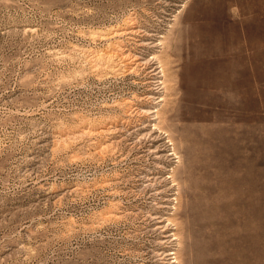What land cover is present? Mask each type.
Returning a JSON list of instances; mask_svg holds the SVG:
<instances>
[{
  "label": "rangeland",
  "instance_id": "1",
  "mask_svg": "<svg viewBox=\"0 0 264 264\" xmlns=\"http://www.w3.org/2000/svg\"><path fill=\"white\" fill-rule=\"evenodd\" d=\"M176 226L172 264H264V0H0V264H167Z\"/></svg>",
  "mask_w": 264,
  "mask_h": 264
},
{
  "label": "bare ground",
  "instance_id": "2",
  "mask_svg": "<svg viewBox=\"0 0 264 264\" xmlns=\"http://www.w3.org/2000/svg\"><path fill=\"white\" fill-rule=\"evenodd\" d=\"M145 44V43H144ZM153 57H155V55L153 56ZM157 59H159L157 56H156V60ZM153 60V59H152ZM147 62H148V60H147ZM159 62H160V60H159ZM158 62V63H159ZM150 64H152L151 62H150ZM160 64V69L162 70V76H163V79H161V78H159V79H155V81H157V82H159V83H161V84H163V86H161V88H166V72H165V68L163 67V65L161 64V63H159ZM154 65V64H153ZM158 66V65H157ZM156 66V67H157ZM153 67V66H152ZM164 74V75H163ZM157 78V77H156ZM154 86V85H153ZM165 91V90H164ZM160 101H164V97L163 96H161V98H160ZM150 109V108H149ZM148 109V110H149ZM152 109V110H151ZM150 110L152 111L151 113H153V125H154V127H156L158 130H161V129H165L164 128V126H163V124H162V119L164 118V113H162V111H161V109L160 108H157L156 110L155 109H153V108H151ZM147 110V109H146ZM144 112H146V111H144ZM147 112H149V111H147ZM151 116H152V114H151ZM154 129V128H153ZM152 129V130H153ZM156 129V130H157ZM151 130V131H152ZM150 131V130H149ZM151 133V132H150ZM153 133V132H152ZM164 133H166V135H167V137L169 138L168 140H169V142H170V144H171V146H172V148H171V150H172V152H171V154H175V157H178V151H177V147H176V144H175V139H174V137L168 132V130H165V132ZM150 136V135H149ZM165 148V147H164ZM165 149H167V148H165ZM164 157V156H163ZM157 158L159 159V158H162V156L160 155V156H157ZM171 167V166H170ZM168 169V168H167ZM171 178V182H173L172 184V186H170V189L169 190H174L175 189V186H178L179 184V182H178V176H177V172L174 170V167H173V170H171L170 171V173H169V175H168V178ZM159 178V177H158ZM155 179V178H154ZM164 180L165 181H168V179H167V177H165L164 178ZM168 183V182H167ZM159 190V189H158ZM176 190V189H175ZM156 192V191H155ZM164 192V191H163ZM180 191H177V192H173L172 194L174 195V196H176L175 198H172V199H176V200H178L179 198V195H180V193H179ZM158 195V194H157ZM172 199L171 198H169L168 199V203H172ZM174 208V207H173ZM176 208V207H175ZM172 209V208H171ZM155 216V215H154ZM164 218H166L165 216H164ZM165 220V219H164ZM163 220V221H164ZM166 220L168 221V223L166 222V223H164L163 224V228L165 229V228H167L170 224L172 225V227H173V225H176V222H175V220L173 219H171L170 217H167L166 218ZM170 222V223H169ZM169 224V225H168ZM161 226V225H160ZM160 226H159V228H160ZM169 228H171V227H169ZM173 229V228H172ZM171 229V230H172ZM174 229L175 230H172V232L170 233V234H168V235H165V237H167L166 239V241L165 242H170V243H172V245H173V247L172 248H170L171 250H170V252H168L167 253V255H173V256H171L169 259H171V258H173L172 259V261L170 262L169 260H168V262H166L167 264H172V262H177L178 260H179V246H180V239H179V232L177 231V226L176 227H174ZM167 230V229H166ZM170 230V229H169ZM163 231V230H162ZM163 237V236H162ZM162 241V240H161ZM165 252V251H164ZM162 253V252H161ZM165 257V256H164ZM167 259V258H166Z\"/></svg>",
  "mask_w": 264,
  "mask_h": 264
}]
</instances>
